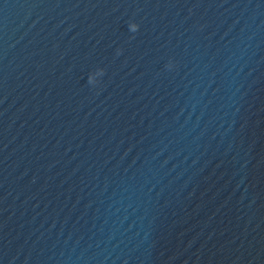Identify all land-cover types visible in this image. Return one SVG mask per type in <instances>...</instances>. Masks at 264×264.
<instances>
[{
  "label": "water",
  "instance_id": "95a60500",
  "mask_svg": "<svg viewBox=\"0 0 264 264\" xmlns=\"http://www.w3.org/2000/svg\"><path fill=\"white\" fill-rule=\"evenodd\" d=\"M0 264H264V0H0Z\"/></svg>",
  "mask_w": 264,
  "mask_h": 264
},
{
  "label": "clouds",
  "instance_id": "9594fccd",
  "mask_svg": "<svg viewBox=\"0 0 264 264\" xmlns=\"http://www.w3.org/2000/svg\"><path fill=\"white\" fill-rule=\"evenodd\" d=\"M139 28V25L136 24V23H130L129 24V30L133 33H135ZM120 51L121 50H117V54L119 55L120 54ZM171 63L169 64V67H171ZM104 74V69L102 68H98L96 69L94 72L90 73L89 75V83L92 84V85H96L99 83L98 81V77L102 76Z\"/></svg>",
  "mask_w": 264,
  "mask_h": 264
}]
</instances>
